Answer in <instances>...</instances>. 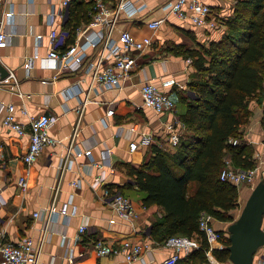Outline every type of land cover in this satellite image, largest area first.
<instances>
[{"label":"crops","instance_id":"0c3cea01","mask_svg":"<svg viewBox=\"0 0 264 264\" xmlns=\"http://www.w3.org/2000/svg\"><path fill=\"white\" fill-rule=\"evenodd\" d=\"M165 1L137 0L141 10L132 18L121 16L112 32L114 40H118L121 30L128 29L135 38L151 36L154 42L141 53L132 51L139 67L116 87L106 89L96 83L90 85V77L83 70L85 65L70 71L63 69L57 60L46 58L50 50L48 34L52 29L62 38L57 50L63 52L65 46L67 34L63 25L67 17L65 19L66 7L62 0H0V30L7 34L5 44L0 45V65L8 72L5 77L10 79L0 86V228L12 243L28 236L41 245L37 264H161L170 252L164 241L151 233L154 223L162 217L160 207L143 206L140 193L134 187L130 193L138 214L132 220H125L116 215L105 194L107 187L113 190L128 182L125 165L140 167L152 156V146L168 154L175 153L178 143H172L171 135L177 132L180 140L187 133L179 119L183 110L180 99L193 95L188 84L194 70L186 56L178 53L177 47L205 45L208 41L204 35L214 37L227 31L224 24L207 30L189 20L166 14L160 8ZM201 1L210 6L215 16L229 17L234 13L236 0ZM51 12H55L52 24L48 20ZM161 17L164 21L152 32L147 22ZM86 25L88 23H81L79 27ZM37 34L42 35L38 43ZM98 53L99 48L88 49L85 64ZM33 55L36 56L27 70L24 60ZM144 81L152 82L167 93L176 103L175 112L157 113L143 106L140 87ZM85 95L88 101L79 114L76 108ZM9 102L14 103L15 116L24 124L26 134L20 136L1 126L5 116L1 106ZM111 106L113 113L106 117ZM250 108L252 113L240 129L241 140L251 149L252 158L259 167V178L263 179L264 97L260 101L252 99ZM22 109L25 113H21ZM41 113L55 117L47 133L59 141L47 146L27 165L21 156L29 141V117ZM143 135H149L150 140L143 142ZM131 141L137 143L133 151L129 147ZM69 145L72 146V160L69 168L61 173ZM87 149L91 150L90 156H75L73 152ZM92 160L100 165H94ZM21 177L26 181L24 189L18 183ZM97 177L102 180L95 184ZM77 180L76 186L72 184ZM251 188L249 185L247 197ZM54 190L56 209L68 202L67 215L49 214ZM35 212L39 216L35 217ZM230 222L211 221L210 248L223 247L222 240L228 237L226 228ZM81 226H85L83 232H79ZM97 239L114 245L126 239L138 241L143 244V252L133 261H126L121 254L99 257L91 248ZM263 255L264 247L255 255L254 264H260ZM207 257L210 264H232L229 260L218 261L211 253Z\"/></svg>","mask_w":264,"mask_h":264},{"label":"trees","instance_id":"16d2710c","mask_svg":"<svg viewBox=\"0 0 264 264\" xmlns=\"http://www.w3.org/2000/svg\"><path fill=\"white\" fill-rule=\"evenodd\" d=\"M68 7L63 51L74 42L76 29L89 23L94 13L93 0H72ZM225 25L223 38L208 46L177 47L178 53L191 59L194 70L188 84L193 95L180 99L183 110L179 119L187 133L175 153L152 146V156L140 167L125 165L128 182L116 188L132 200L130 192L136 187L143 206L155 204L162 209L151 232L158 240L172 235L196 237L198 246L180 256L176 264H210L207 252L218 261L228 260L229 238L222 240V248H210L206 234L199 229V217L205 212L213 220L234 218L238 187L219 179L226 158L235 168L256 166L240 129L252 113L250 101L262 98L264 0H236Z\"/></svg>","mask_w":264,"mask_h":264},{"label":"built area","instance_id":"2783aa9c","mask_svg":"<svg viewBox=\"0 0 264 264\" xmlns=\"http://www.w3.org/2000/svg\"><path fill=\"white\" fill-rule=\"evenodd\" d=\"M72 0H62L64 7L69 6ZM137 0H115L114 2L106 0H93V10L91 21L84 27L76 29L77 37L68 48L59 52L57 46L62 40L61 35L55 29H52L48 34V42L50 50L47 54V59L57 60L63 69L76 71L84 66L83 70L90 77V85L96 83L103 88L110 89L118 85L120 80L130 76L131 72L139 67L137 56L134 57L131 52H143L146 48L153 45L151 36H144L140 39L135 38L128 29L120 31L118 40H114L112 32L116 28L120 18L124 15L127 18H132L140 9L136 4ZM166 14H172L181 20H189L193 25L207 29L215 30L217 28V16L212 12L210 6L201 0H166L160 6ZM55 12L48 14L49 23L54 22ZM164 17L152 19L147 22L148 28L155 32L164 21ZM7 34L0 30V45H4ZM38 43L42 38L41 34L35 36ZM90 48H99L98 55L93 59L85 62L88 59L87 50ZM36 55L27 56L24 60V68L27 70L32 66L33 59ZM191 63V59L187 58ZM10 79L7 77L1 78L0 86L7 84ZM46 82V81H44ZM142 97V105L152 109L154 112H175V101L165 92L159 90L152 82L144 81L140 87ZM264 97V84L262 89ZM88 101L85 95L81 104L77 106L76 111L81 114ZM5 109V116L1 121V126L7 127L15 131L18 135L26 134L24 124L15 116V105L9 102L1 106ZM25 113V110H20ZM113 113L112 106L106 111V117ZM55 117L49 113H41L29 117L28 122V145L25 152L22 154V161L29 165L33 163L39 154L47 147L54 146L59 140L53 138L47 133L48 128L53 123ZM143 142L150 140L149 135H143ZM173 144L179 142V134L174 132L171 135ZM237 140L232 141L236 144ZM130 150L137 148V143L131 141L129 144ZM72 146L69 145L66 156L63 158V166L61 173L68 169L71 162ZM75 156L85 154L91 155V150L84 151L74 150ZM99 166L97 162H92ZM259 167L256 165L253 168L241 169L231 165L229 159H225V165L219 172V179L227 181L239 187L243 184L253 186L259 178ZM101 177H97L95 184L101 182ZM19 185L24 189L26 181L23 177L18 180ZM75 186L78 180L73 182ZM53 199L48 208L49 214L58 213L61 215L68 214V202H63L56 209V190ZM105 194L109 197L110 207L114 210L117 216L125 220H132L137 216V208L133 201L123 195L119 190L113 189L109 191L105 189ZM34 216H39L38 212ZM213 220L210 214L202 212L199 217L198 226L203 231L207 239L212 233L210 226ZM85 226L79 228V232H83ZM164 246L170 250L169 254L162 260L161 264H176L182 254H187L198 246L197 240L186 235H172L165 239ZM92 250L96 256L104 257L110 255H123L126 261H133L140 258L143 252V244L130 239L124 240L118 245L97 239L92 244ZM41 252V245L37 244L31 237L25 236L17 242L12 243L6 239L5 231L0 228V264H37ZM210 252H207V256ZM72 255L70 262H72ZM264 264V255L261 263Z\"/></svg>","mask_w":264,"mask_h":264},{"label":"water","instance_id":"95a60500","mask_svg":"<svg viewBox=\"0 0 264 264\" xmlns=\"http://www.w3.org/2000/svg\"><path fill=\"white\" fill-rule=\"evenodd\" d=\"M68 6L65 8V19ZM7 70L0 65V75ZM264 178L259 179L241 207L236 218L226 228L229 238L228 260L232 264H254L255 255L264 247Z\"/></svg>","mask_w":264,"mask_h":264},{"label":"rangeland","instance_id":"374dc122","mask_svg":"<svg viewBox=\"0 0 264 264\" xmlns=\"http://www.w3.org/2000/svg\"><path fill=\"white\" fill-rule=\"evenodd\" d=\"M218 19V24L217 26L220 27V25L222 26L223 24L225 25V22H226V18L225 16H217ZM225 32V31H224ZM224 32H220V33H217L215 34L214 37H207V34L204 35L205 38H206V41H208L207 43H204L206 46L209 45V43L211 41H218V40H221L223 38V36L225 35ZM177 108V107H176ZM261 169V168H260ZM263 170V169H262ZM261 177V176H259ZM260 178H258L257 180H259ZM248 189H249V184H243L241 186L238 187V206L237 208H235L232 213H233V216L234 218H236L241 210V207L242 205L244 204L245 202V199L247 197V193H248ZM217 238V237H216Z\"/></svg>","mask_w":264,"mask_h":264}]
</instances>
